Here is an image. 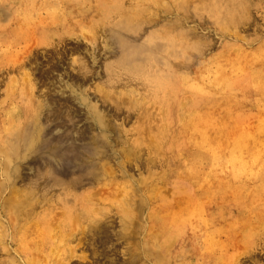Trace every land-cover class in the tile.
Instances as JSON below:
<instances>
[{
  "label": "rangeland",
  "instance_id": "374dc122",
  "mask_svg": "<svg viewBox=\"0 0 264 264\" xmlns=\"http://www.w3.org/2000/svg\"><path fill=\"white\" fill-rule=\"evenodd\" d=\"M111 1L0 0V126L5 124L7 133L12 117H19L24 127L48 102L59 118L47 123L52 113L44 107L40 124L54 136L56 128L77 140L83 135L76 143L87 153L79 166H85L84 179H91L69 194L54 190L51 177L42 175L44 160L55 164L48 160L55 151L44 143L11 164L18 171H11L0 193V264H153L136 258L122 238V207L137 203L142 204L140 224L131 241L150 240L158 256L170 251L171 264H264V0H211L209 6L210 0H202V19L183 20L188 48L180 69L178 61L169 64L168 75L179 83L165 92L156 80L122 69L130 65L120 64L114 27L120 16L111 11L100 18V6ZM118 5L121 12L129 10L127 0ZM173 16L161 18V24L173 22ZM229 18L235 19L232 25ZM148 32L127 43L144 46ZM194 48L204 51L197 49L199 55ZM82 66L88 75L77 73ZM109 71L115 72L112 81ZM65 100L73 109L67 129L61 121L65 109L58 106ZM97 114L110 127L100 162L88 160L94 153L90 141L103 143ZM17 130L5 140L23 142ZM98 163L106 174L99 183L91 175ZM140 181L144 186L137 192ZM14 196H20L19 204L12 208L30 200L21 217L1 210L2 200ZM84 208L94 217L78 219ZM92 219L100 222L91 226Z\"/></svg>",
  "mask_w": 264,
  "mask_h": 264
},
{
  "label": "bare ground",
  "instance_id": "6f19581e",
  "mask_svg": "<svg viewBox=\"0 0 264 264\" xmlns=\"http://www.w3.org/2000/svg\"><path fill=\"white\" fill-rule=\"evenodd\" d=\"M120 1L121 0H112L109 5H106L105 7L100 6V7L103 8L102 12H101L102 13L101 16H103V17H100L101 19H104L107 15L110 14L111 11L118 12V15L120 16V20L114 26L115 28L118 29L115 32V35H117V37L119 38V41H118L119 43L118 44H119V48H121V53H122V56H121V59H120V61H121L120 64H123L124 66H125V64H129L130 67L127 66L126 68H122L121 66H119V65L118 66L121 67L125 71L126 70L127 71L130 70L129 71L130 74L131 73H134V74L136 73V75L137 74H142L145 78H147L148 81L156 80L157 84H158L157 85L158 90L162 91V92H165V89L167 90V88H169L170 86H173L174 82L177 81V79L175 77H172V76L168 75V73H171L170 70H169V64L171 63L172 60L178 61L177 66H178V69H180L181 60L184 58V56L186 54V50L188 48L185 45L186 41H185V38H184L183 31L181 29V25H183V20L186 19L189 16H191V18H197V19L201 18L202 19V17L199 15V12H201V6H202L201 4L204 1L202 2V0H169V2L165 3V2L160 1V0H127L128 1V5H129V10L122 11V12L120 11L121 9L119 8V5H118V3ZM218 1H215L214 3L218 2ZM210 3H212L211 0L209 1V3H208V1L205 2V4H207V5L208 4L212 5ZM245 3H244V5H245ZM205 4L203 3V5H205ZM221 5H222V3H221ZM235 5L236 4H234L232 6H235ZM205 6H203L204 10H206L207 7H208V6L207 7H205ZM227 6L228 5H226V7ZM229 7H231V6L229 5ZM246 7H248V6H246ZM235 9H236V7H235ZM229 11H230V9H229ZM212 12H216V11H212ZM168 15H174L173 16L174 17L173 22L169 21V22H167L165 24H161L162 21L160 19L163 18L164 20H166ZM155 16L157 18H155ZM179 17H182V18H179ZM231 19L232 18L228 19L229 20L228 24L230 23V25L233 24V22L236 19V17H235V19L233 21H231ZM100 22H101V20H100ZM235 23H236V21H235ZM238 25L239 24H237V26ZM164 26L167 27V28L165 29ZM158 27H163L164 29H162L160 31H156V32L154 30H152V29H154V28L156 29ZM92 29L94 30V28H92ZM103 29L107 30V31L110 30V28H103ZM149 29H151V31L148 32ZM136 30L137 31L140 30V33H138ZM96 31L94 33H96ZM112 32H114V29H112ZM146 32H148V34L149 33L150 34L147 36V41L145 42L144 46H142V47H133V46H131V45H129L127 43V41L130 42V41L139 40V38H141V36H142V33H146ZM51 36L52 35H50V37ZM197 37H199V36H197ZM99 39H101V38H99ZM110 39H112V38H110ZM61 41H63V40H61ZM58 45H59V43H58ZM198 46H199V43H198ZM197 49H200L199 51L202 50L201 52L204 51V49H202V48H196V49L194 48V50L197 53L199 52ZM207 49H208V47H207ZM194 50H193V52H195ZM46 54H48V53H46ZM73 54H75L74 51H73ZM198 54L200 55V52ZM57 56H59L58 52H57ZM80 60H82V59H80ZM49 62L54 63L53 61H49ZM31 63H32V60H31ZM32 64H34V63H32ZM83 65L85 66L84 63H83ZM54 67H55V65H54ZM84 69L85 68L82 66L81 69H78L77 73L80 76H84L85 74L88 75V73H86V72L83 73L82 72ZM73 71H75V70H73ZM80 71L82 73H80ZM180 72H182V71H180ZM113 74H115L114 71H109L108 78H110L111 81L115 79ZM168 78L172 82L170 80H168ZM19 79H20V77H19ZM26 82L27 81H25V83ZM18 95H21V94L18 93ZM79 98H80V96H79ZM176 98H177V96H176ZM100 99H102V98H100ZM11 100H12V97H11ZM81 100L84 101L83 98H81ZM58 106H59L60 110L65 109V115L63 117L64 119L63 118L61 119V121L64 124V126H62V125L61 126H62V128H64L66 126V129H67L68 128V123H70L72 121L73 109L68 106L66 100L63 103H58ZM17 107H19V106H16V110H17ZM44 107H47L46 112L52 113V116H47L46 117L48 119L47 123H54L55 121H57V119L59 118L58 111H54L53 112V109L50 108V105L47 102V103H44L43 106L39 107V112L40 113L37 112L34 115L30 116L31 117V121L28 122L26 125L24 124V127H22V124H23L22 123V119L19 118V117H17V118L12 117V120H15V121L11 120L13 128L11 126V129H8L7 133H5L6 129H4L6 125L2 124V127L0 126V133H1L0 134V175L3 178V184L0 185V193L1 194L4 193V191H5L6 187H7V182L9 180V178L11 177V175H10L11 171L13 173H16L18 171V168L10 169V165L15 163L18 159L27 158L31 153H34V152H36V150L41 148L43 143L46 146L45 149H49L51 151H53V150L55 151L54 154H52V155H50L48 157V160L49 159L53 160L55 164L48 165V163H46V161L44 160L46 166L44 168V174L42 175L43 177L48 176V175L51 177V179H52L51 180V184L54 187V190L56 188L59 192L62 191L63 193H66V194L68 193L69 194L73 189H77L78 187H83L86 184V182H85L86 180H88V181L91 180L90 178L84 179V178H86L83 175V173L85 171L83 169H84L85 166L84 165L79 166V165L82 164V160H81L80 156L84 155L83 153H87V150H86V148L83 145L81 146V145L76 143V141H79V140H80V142L82 141L83 135L81 136V139L77 140V139L72 138L70 136V134L67 132V130L64 129V131L62 133H59L60 129L56 128L55 131H56L57 135L54 136L53 130H51V131L49 130L50 127L47 126L46 128H44L40 124L41 111L44 110ZM117 107H118V103H117ZM115 109H116L115 112L117 113V111H119L118 110L119 108L118 109L115 108ZM30 110H31V108H30ZM13 112H14V110H13ZM120 112H121V110H120ZM126 113L128 114V112H126ZM126 115H125V117H127ZM51 117H53V119H51ZM6 119H10V118H6ZM95 119H96V125L102 131V135L101 136L99 135V137H100V139H101V137L103 138V143H102V141L100 143V141H96L95 139L90 141L91 147H94L93 148L94 153L92 155L90 154V157L88 158V160L89 161H93V159H96V160H98L100 162V161H102V157L104 155V153H103V149H104L103 145L105 144L104 139H106V141H108L107 140V135H108V133L110 131V127H109L108 121H106L104 116H102L101 114H97ZM129 119H130V117H129ZM18 126H19L20 130H17L16 134H19V137H23L24 141L20 143L18 141V139L14 140V141L11 140L12 142H10V140H5L7 135L10 136L11 133L13 134L12 136L15 135L13 133V131L15 132V129ZM97 132H98V130H97ZM43 136H44V138L42 139ZM6 141H9L10 143H7ZM95 149H96V151H95ZM17 151L21 152L22 155L16 156L17 155ZM109 155H111V154H109ZM77 158H79V159H77ZM71 159L79 160L80 164H72L70 162ZM127 159L129 160V158H127ZM127 159H126V161H127ZM127 162H129V161H127ZM150 163H151L150 159L146 161V169L149 168V164ZM97 165L99 167H97V166L95 167L94 164L92 165V168H93L92 169V174L91 173L90 174L92 175L94 182H98L99 183V181L106 174H105V169L102 170V168L100 167V163H98ZM141 165H143V162H142ZM119 167H121V166H119ZM131 168H132V165H131ZM110 171H111V169H110ZM39 173L40 172H38L37 174H39ZM76 175H79L78 179H74V176H76ZM55 177H62L64 179V181L57 180ZM37 180H38V178H37ZM30 181H32V178H31ZM33 181H34V179H33ZM134 184H136V183H134ZM143 186H144V181H140L139 183H137V185H135L134 190L139 192L140 189H142ZM105 187H107V186L105 185ZM97 191H98V189H97ZM105 191H106V189H105ZM97 193L99 194V192H95V193H92V194L96 195ZM49 194H50V192H49ZM19 197L17 196V198H19ZM122 197H124V196H122ZM17 198L14 196L12 198L13 200H11L10 198L6 199V200H4V199L2 200V202H1L2 203L1 204V210L3 211V213L5 212L6 216L8 214L11 217H18V216L21 217L23 214H25V211L28 210L26 208H28L30 206L29 198H26V199L23 200V204H24L23 207L19 206L20 208H17V209L16 208H12V205H14V204L18 205L19 204V203H17V201H18ZM42 198H43V196H42ZM69 202H71V200H69ZM74 202H76L75 199H74ZM123 202H124V200H123ZM125 204H127V203L125 202ZM130 207H128V206H126L125 208L122 207V209H124V211H123V215H122V217L120 219L121 225H122V230L125 233V234L122 235V238H124L125 244L128 246V249H130V252H132V250H133V253H137L138 254L136 256V258L139 259V258L143 257L144 261L149 260L153 264L154 263H159V262H163L165 264H171V261H172L173 257L171 256V252L170 251H164V252H162V256H158L156 254L157 251L153 250V244L150 242V240H148V239L146 241L144 240L145 241L144 243L143 242L139 243V241H137V242H132L131 241L132 238L135 237L134 229H135V227H137V225L139 223V222L137 223V220H138L137 219L138 218L137 215L139 214V211L142 208V204L141 203H139V204L137 203L134 208L133 207L130 208ZM35 208H36V205H35ZM73 209H75V208H73ZM22 211H23V214H22ZM32 211H33V209H32ZM92 217H94V215L92 214V211L88 210L87 208H84L83 212L80 215H78V219L81 218L83 220H86V219L92 218ZM99 222L100 221H97V220L93 221V219H92L91 226H95ZM134 246L136 248H133ZM142 254L144 256H142ZM133 259H134V257H133Z\"/></svg>",
  "mask_w": 264,
  "mask_h": 264
}]
</instances>
